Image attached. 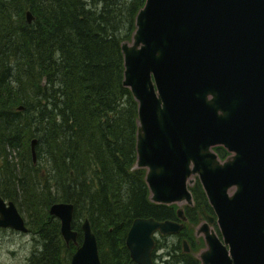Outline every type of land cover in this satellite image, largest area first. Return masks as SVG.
Returning <instances> with one entry per match:
<instances>
[{
	"label": "water",
	"instance_id": "water-1",
	"mask_svg": "<svg viewBox=\"0 0 264 264\" xmlns=\"http://www.w3.org/2000/svg\"><path fill=\"white\" fill-rule=\"evenodd\" d=\"M24 17L33 20L28 10ZM133 27L119 43L121 84L136 103L133 167L144 170L148 200L176 205L178 221L134 218L124 239L130 259L151 264L153 234L182 229L180 205L193 204L196 179L211 209L194 227L198 264H264V0H143ZM217 146L229 155L219 160ZM72 211L68 202L48 208L74 246L69 264H100L86 218L77 242ZM0 226L27 231L1 196Z\"/></svg>",
	"mask_w": 264,
	"mask_h": 264
},
{
	"label": "trees",
	"instance_id": "trees-1",
	"mask_svg": "<svg viewBox=\"0 0 264 264\" xmlns=\"http://www.w3.org/2000/svg\"><path fill=\"white\" fill-rule=\"evenodd\" d=\"M142 3L0 0V196L26 214L27 226L45 230L42 242L55 238L57 261L64 259L63 242L48 212L52 203L72 204L77 242V220H88L100 264H131L124 238L134 218L174 216V205L148 200L144 170L133 167L136 103L121 84L119 43L129 40ZM26 10L33 15L30 23ZM32 138L34 163L27 149ZM5 147L17 149L15 162ZM189 191L193 204L184 215L195 226L211 209L196 179ZM178 237L190 252L178 244L181 254L174 261L198 264L190 234L183 228Z\"/></svg>",
	"mask_w": 264,
	"mask_h": 264
},
{
	"label": "rangeland",
	"instance_id": "rangeland-1",
	"mask_svg": "<svg viewBox=\"0 0 264 264\" xmlns=\"http://www.w3.org/2000/svg\"><path fill=\"white\" fill-rule=\"evenodd\" d=\"M27 149L29 152V142L27 143ZM16 150L17 149H10V148L5 147V152L6 153L10 152V153H8V157H7V159L9 161L15 162L17 160V156L15 155ZM21 155H22V152L20 153V156ZM29 156H30V152H29ZM1 159L2 158L0 157V186H2V184H3ZM42 162L43 161L39 160L37 162V165H36V167L38 166V172L39 173L43 172L44 164ZM8 167H11V166H8ZM16 171H17V169H16ZM3 199L6 201H11V200L6 199L5 197H3ZM14 204L16 206V209L18 210V206L16 205V203H14ZM175 208H176V206H174L173 211L175 210ZM18 212L20 213V215L23 217V219L25 221L26 220V214L24 212L19 211V210H18ZM80 220L82 221V219L77 220L78 224L81 222ZM193 227H194V225L189 221H186L184 224V230L190 234V240L195 243L194 247L191 248V252L195 253V251L197 249H200L201 247H203V243L199 237L198 238L193 237V235H192L193 234L192 233ZM34 231H36V230L35 229L31 230L30 231L31 233H28V234H24V233H20V232H16V231L12 232L10 230L0 232V235L1 234L8 235V237H6V236L1 237L0 236L1 241H7V245H5V246L0 245V264H20L21 261L26 256L29 255L30 250L38 243L37 236L32 234V232H34ZM156 238L158 240V244L160 245L159 249L157 250V253L159 255H161L160 257H162V259L165 261L164 263H161V261H160V263H157V264H172V263L168 262V259H167V256L165 255V253L169 250H172V246H175L176 244L180 245V243L176 242V237H174V236L171 238H165L164 235L158 234L156 236ZM60 240L63 242L61 237H60ZM179 245L177 246L178 249H176V251H175V253H176L175 255H177L178 257L181 254ZM68 246L69 247H67V248H71V246H73V245H72V243L69 242Z\"/></svg>",
	"mask_w": 264,
	"mask_h": 264
},
{
	"label": "flooded vegetation",
	"instance_id": "flooded-vegetation-1",
	"mask_svg": "<svg viewBox=\"0 0 264 264\" xmlns=\"http://www.w3.org/2000/svg\"><path fill=\"white\" fill-rule=\"evenodd\" d=\"M216 150V151H215ZM214 151L216 153V156L219 160H222L224 159L225 157H227L229 155V153L227 151H225L223 148L217 146L214 148ZM232 192V188L229 189L228 193H231ZM192 197V196H191ZM6 201V200H5ZM174 205V204H172ZM176 206V205H174ZM185 206H188L186 204H181V208L184 212V208ZM189 206H192V205H189ZM177 207V206H176ZM176 209V208H175ZM175 211V210H174ZM51 215V214H50ZM186 217V216H185ZM168 220H173V221H178L175 217V213H174V216H173V219H168ZM202 220V219H201ZM25 222V221H24ZM186 220L183 222V227L182 229L184 228V224H185ZM214 226V224H212ZM25 226L27 227V231L24 232V231H20V233H24V234H28V233H31L30 231L33 230L32 228H30V226H27V223H25ZM195 227V226H194ZM215 228V226H214ZM181 229V230H182ZM216 229V228H215ZM7 230H10L12 232H14L15 230L13 229H10L8 227H1L0 226V232L2 231H7ZM181 230L178 232V233H175V234H160V235H164L165 238H171V237H176V242L177 239H179V242H180V247H181V252L182 251V245H181V241L184 240L183 238H179L178 235L179 233L181 232ZM46 231H49V230H46ZM18 232V231H16ZM127 232V231H126ZM194 232V231H193ZM32 234L36 235L37 238H38V243L30 250L29 252V255L26 256L20 264H69V259H70V256L72 254V251L71 248H67L69 247L68 246V243H63V246H62V250H61V256L62 258L64 257V261H57L56 258H55V246L53 248V244L51 242H54V239L52 237H48L49 241L48 244L47 243H44L42 242V237L44 236L45 237V230H43V232L41 231L40 233L38 231H34L32 232ZM159 233L158 232H155L153 234V247L150 251V262L151 264H157V263H164L165 261L162 259V257H160L161 255H159L157 253V250L159 249V244H158V240L156 238V236L158 235ZM47 235V234H46ZM126 235V234H125ZM194 235V233H193ZM1 237L2 236H6L8 237V235L6 234H1L0 235ZM5 237V238H6ZM41 237V238H40ZM195 237V236H194ZM195 238H198V237H195ZM125 239V238H124ZM186 242V241H185ZM0 245L1 246H5L7 245V241H1L0 239ZM188 245V244H187ZM125 246V244H124ZM45 248L48 250L46 252ZM126 248V246H125ZM189 248V247H188ZM176 249H178L177 247V244L175 246H172V250H169L165 253V255L167 256V259H168V262H175L174 264H178L176 263V261H174V259L177 257V255H175V251ZM127 250V248H126ZM189 252H190V249H189ZM187 252V253H189ZM127 253H128V250H127ZM184 253V252H183ZM196 253V252H195ZM195 253H192L193 256ZM128 257H129V254H128ZM195 258V256H194ZM196 259V258H195ZM129 260L131 262V264H136L135 262H133L130 257H129ZM163 261V262H162ZM198 261V260H197ZM173 264V263H172Z\"/></svg>",
	"mask_w": 264,
	"mask_h": 264
},
{
	"label": "bare ground",
	"instance_id": "bare-ground-1",
	"mask_svg": "<svg viewBox=\"0 0 264 264\" xmlns=\"http://www.w3.org/2000/svg\"><path fill=\"white\" fill-rule=\"evenodd\" d=\"M32 139H34L35 140V142H36V138H32ZM12 202V201H11ZM56 203H58V202H56ZM69 203V202H68ZM14 204V203H13ZM15 205V204H14ZM16 207V206H15ZM22 217V216H21ZM22 219H23V217H22ZM23 221H24V219H23ZM24 227L27 229V227L25 226V223H24ZM24 232H26V231H24Z\"/></svg>",
	"mask_w": 264,
	"mask_h": 264
}]
</instances>
